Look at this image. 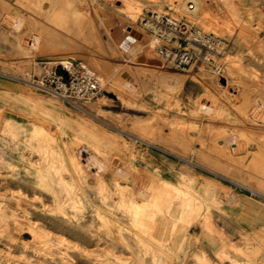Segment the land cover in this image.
Returning a JSON list of instances; mask_svg holds the SVG:
<instances>
[{
	"label": "rangeland",
	"instance_id": "obj_1",
	"mask_svg": "<svg viewBox=\"0 0 264 264\" xmlns=\"http://www.w3.org/2000/svg\"><path fill=\"white\" fill-rule=\"evenodd\" d=\"M125 1L0 0V264H264V0ZM189 2L227 43L224 77L113 42ZM44 62L96 75L103 97L34 85Z\"/></svg>",
	"mask_w": 264,
	"mask_h": 264
},
{
	"label": "built area",
	"instance_id": "obj_2",
	"mask_svg": "<svg viewBox=\"0 0 264 264\" xmlns=\"http://www.w3.org/2000/svg\"><path fill=\"white\" fill-rule=\"evenodd\" d=\"M212 15L219 17L220 10L214 8ZM120 23L128 33L129 26ZM137 25L155 43L154 53L164 67L185 70L202 59L219 78L224 77V67L218 61L226 53L227 43L200 27L191 13L181 14L174 8L147 12L140 16ZM35 79L41 89L72 103H90L104 94L98 77L73 63L58 66L44 62Z\"/></svg>",
	"mask_w": 264,
	"mask_h": 264
},
{
	"label": "bare ground",
	"instance_id": "obj_3",
	"mask_svg": "<svg viewBox=\"0 0 264 264\" xmlns=\"http://www.w3.org/2000/svg\"><path fill=\"white\" fill-rule=\"evenodd\" d=\"M121 2V1H120ZM192 9V10H191ZM118 10L119 11H126V13H129V14H134V10H135V8H134V6H133V4H132V2H130L129 0H126L124 3L122 2V6L121 7H119L118 8ZM231 10V9H230ZM184 11V13H191V15L193 16V17H195L196 19H197V21H199L198 20V18L199 17H201V14L199 13V11L197 10V8H196V6L194 5V3L193 2H189L188 4H187V6H186V8L183 10ZM125 13V14H126ZM129 14H127V15H129ZM213 16V15H212ZM129 17H130V15H129ZM132 17V16H131ZM135 17V16H134ZM220 17V16H219ZM219 17H216V16H213V18L215 19V20H217V19H219ZM133 18V17H132ZM263 18H264V15H263ZM128 26H129V30H128V33L126 32V30H125V27H124V25L123 24H121L120 26H118V28H116V30L117 31H122V33L127 37H125L126 38V40L125 39H120L119 40V38H120V36L118 37V35H114L113 37H112V39H113V42L115 41V42H117L119 45H120V47L122 48V50H123V53L125 52L127 55H129V53L131 54V51L133 50V48L135 49V45H141V44H143L144 42H145V38L147 37L146 35H145V33L140 29H138L137 27H135V26H133L132 24H128ZM120 35V34H119ZM122 37V36H121ZM109 38H110V36H109ZM152 41V40H151ZM114 42V43H115ZM153 42V41H152ZM111 44V43H110ZM112 46V45H111ZM113 47V46H112ZM117 47H119V46H117ZM138 48H139V46H138ZM137 48V49H138ZM142 49V48H141ZM133 53V52H132ZM135 54V53H134ZM149 54V53H148ZM151 54V53H150ZM138 55V54H137ZM147 55V54H146ZM146 55H144V56H142V54H141V56H137V58L135 59L137 62H138V65H146V66H150V67H156V68H161V66H162V64H163V62L156 56V58L159 60V61H156V60H153L152 58L150 59L148 56H146ZM152 55V54H151ZM135 56V55H134ZM153 57V56H152ZM133 59V58H132ZM136 62V63H137ZM65 64H69V63H65ZM57 65L58 66H61V64H59V63H57ZM63 65V64H62ZM143 67V66H142ZM165 68V67H164ZM155 68H153V70H154ZM59 71L61 72V68H59ZM34 85H36V86H38L39 87V85L37 84V83H35L34 82ZM37 87V88H38ZM39 89V88H38ZM40 90V89H39ZM85 112V111H84ZM87 112V111H86ZM98 116V115H97ZM94 117V116H93ZM10 123H11V121H10ZM102 183H103V181H102ZM103 185H105V184H103ZM102 186V185H101ZM103 187V186H102ZM124 192H125V190H124ZM254 192H257L258 194H261L262 195V193L261 192H259V191H254ZM145 199V198H144ZM217 264V263H216Z\"/></svg>",
	"mask_w": 264,
	"mask_h": 264
},
{
	"label": "crops",
	"instance_id": "obj_4",
	"mask_svg": "<svg viewBox=\"0 0 264 264\" xmlns=\"http://www.w3.org/2000/svg\"><path fill=\"white\" fill-rule=\"evenodd\" d=\"M124 34H125V33H124ZM125 35H126V34H125ZM60 64H65V63H60ZM154 68H156V67H154ZM242 204H251V203L248 202V201H246V200H244Z\"/></svg>",
	"mask_w": 264,
	"mask_h": 264
}]
</instances>
